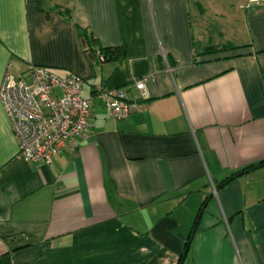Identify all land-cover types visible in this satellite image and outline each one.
Segmentation results:
<instances>
[{"label": "crops", "instance_id": "crops-1", "mask_svg": "<svg viewBox=\"0 0 264 264\" xmlns=\"http://www.w3.org/2000/svg\"><path fill=\"white\" fill-rule=\"evenodd\" d=\"M191 1L0 0V86L42 66L93 100L50 165L0 101V264H178L195 225L184 264H264V0H196L198 32ZM75 25L124 59L92 66ZM145 78L125 119L93 97Z\"/></svg>", "mask_w": 264, "mask_h": 264}, {"label": "built area", "instance_id": "built-area-1", "mask_svg": "<svg viewBox=\"0 0 264 264\" xmlns=\"http://www.w3.org/2000/svg\"><path fill=\"white\" fill-rule=\"evenodd\" d=\"M258 5V0H251L247 8ZM146 82L137 79L112 89L98 85L93 97L104 101L113 120H122L133 112L135 101L148 97ZM82 84L75 73L42 66H31L20 77L10 71L5 74L0 101L26 161L52 164L90 126L93 100L82 96ZM132 92L137 93L134 98Z\"/></svg>", "mask_w": 264, "mask_h": 264}, {"label": "trees", "instance_id": "trees-1", "mask_svg": "<svg viewBox=\"0 0 264 264\" xmlns=\"http://www.w3.org/2000/svg\"><path fill=\"white\" fill-rule=\"evenodd\" d=\"M61 15H63V17H66L67 19L70 20L69 12L61 11ZM75 28L77 30L79 39L81 41L83 53L88 58V60L92 66L97 67L98 65H101L102 63L108 62V61H116L117 64H120L119 62H121L124 59L125 54L119 48L105 49L102 47V45L99 43V41L93 37V35L89 31L83 30V29L77 27L76 25H75ZM213 49H215V48H213ZM101 60H103V62ZM168 62H170L169 57H168ZM254 167L255 166H251L249 168H245L241 171L234 173L229 178L224 180L221 183V186H225L226 184H228V182H230L235 177L253 169ZM197 220H198V218H197ZM196 224H197V221H196ZM195 232H196V225L193 227L191 234L189 235V237L185 243V246H184V249H183L182 254L180 256L178 264H184L186 255L188 253L190 245L192 244V240L194 238Z\"/></svg>", "mask_w": 264, "mask_h": 264}, {"label": "rangeland", "instance_id": "rangeland-1", "mask_svg": "<svg viewBox=\"0 0 264 264\" xmlns=\"http://www.w3.org/2000/svg\"><path fill=\"white\" fill-rule=\"evenodd\" d=\"M239 1L240 0H206L205 6L208 9H211V8L214 9V8H216V6H220V7L227 8V9L232 6L233 8L239 9V7H238ZM190 5H191V9H192V16H193V21L195 23V28L197 29V32H198V22H197L198 7L196 5V0H192ZM209 15L211 16V14H209ZM214 19H215V17L213 15V21H212L213 23L209 24V25H211V27L213 26L214 28L217 26H220L221 24L217 25L216 21H215L216 19L215 20Z\"/></svg>", "mask_w": 264, "mask_h": 264}]
</instances>
